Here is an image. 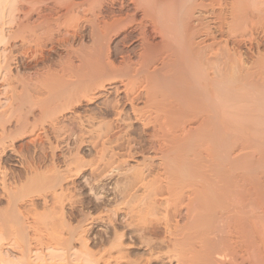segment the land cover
Here are the masks:
<instances>
[{
  "label": "bare ground",
  "instance_id": "obj_1",
  "mask_svg": "<svg viewBox=\"0 0 264 264\" xmlns=\"http://www.w3.org/2000/svg\"><path fill=\"white\" fill-rule=\"evenodd\" d=\"M105 1L17 0L16 4L13 1L12 4H8V2L3 4L4 8L8 6L9 10L6 9L8 14L15 12L10 16H13L12 21L15 22V28L12 29L14 30L12 33L10 32L11 35L4 34L5 29L2 28L5 24L7 25L5 22L7 15L5 10H1L0 45L10 46L11 40H19L22 46L20 49L25 52L26 56L29 52L38 50L45 51V53L42 54L43 65L36 67V64L33 65L34 63L38 64L36 55L32 54L35 60L21 61L19 59V61V57L15 56L16 54L11 49L8 50V53H4L6 51L2 52L0 49V82L5 85L3 86L5 91H0L4 92L3 95L0 93V109L2 108L0 111V160L3 162L5 159L1 155L9 156L6 153L8 148L13 152L12 154L19 156V160H22L23 151L20 154L21 150L19 151L17 148L18 153L14 148L16 139L33 134L37 129L44 130L45 135L49 128H52L57 131L55 132L59 134L62 141L68 137H76L77 146L83 148L89 146V152L95 154L99 153L97 151L99 149L98 141L102 139L101 157L100 161L97 160L100 164L94 166L95 164L92 162L91 164L83 163L84 165L78 162L82 167H78L80 169L76 170L77 175L88 169L93 174L100 173V171H103L100 173L102 175L110 174L105 177L106 179L103 178L104 180H100L102 176L99 174V179L94 178L95 183H89L92 189H99L100 182L106 181L107 183L116 171L126 170L123 172V180H118L121 182H114V179V183L110 181L113 184L112 187L110 185L111 188H103L105 192L115 195L116 199L117 197L121 198V202L115 205V210H112L114 211L112 213L117 217L120 213H125L129 220L128 223L126 222L127 226L135 228L149 218H156L160 224L163 222L165 225L167 236L160 240L156 238L158 235L157 224H155L156 227H154L155 225L150 228L146 226L145 229L142 226L140 232L137 229L136 233L139 238L135 232L134 235L145 246L146 249H144L149 253V256L147 254L146 258L131 259L122 251L121 241L125 235L127 236V233L125 234V231L120 233L113 227V231L111 230L110 236L106 240L117 241L116 254L109 252L107 258L102 254L98 262L102 261L104 264H113V262H123L124 264H244L246 260L244 262L243 260L242 262L237 261L234 259L236 256L230 255L233 247L231 243L234 240H230V242L231 238H225L224 233L229 227L226 218L230 214L233 216L236 214L242 219V216L245 215L243 212L249 214V203H251L249 217L246 219L244 216L246 220L242 219V223L244 220L247 221V224L246 222L244 224L248 225V228L246 225L243 226L244 228L241 227L242 224L240 228L248 230L249 237L245 234L241 235L246 236L244 239L248 238L252 249L257 246L258 239L256 240V237L259 236L260 239L257 228L260 227L261 231V226H263L258 221L259 218L257 220L259 213L256 209L258 210V207H255L256 203L253 201L247 204L248 209V206L241 208L247 209V212L245 210L238 212L245 203L244 199L241 203L242 188L245 189V187L243 184V186L241 185L242 172L240 174L241 170L238 167L239 152L241 151L240 111H243L242 105L245 98L254 100V96L244 92V79L250 75L251 79L253 78L251 72L247 70L249 67L245 69L246 64L238 49L233 47L229 49L227 43L226 46L223 45V48H218L216 39L219 38H216L215 35L217 32L210 31L211 28L206 27L208 22L204 24L201 16L196 19L193 17L192 13L195 9L205 7L202 2L198 3V0H129L133 6L132 13L129 10V13L121 12L122 14L111 16L103 15ZM257 1L259 0H232L229 5L230 10L229 8V11L227 10L231 16L229 19L231 22H226L229 25L224 23L227 17L223 19L226 11L219 14L214 11L216 14H211L212 16L216 15V20L220 19L218 22L222 23L223 20L224 26H228L227 29L231 32L229 37L234 36V39L237 40L238 37L241 40L244 33L245 35L247 31L252 33L253 29L256 31L255 29L260 26L256 24L261 22L258 19L260 16L257 15V22L254 19L256 15L253 17L257 11V13L260 12L261 2L258 3L259 8H257L258 4H255ZM218 2L221 1L218 0ZM121 4L123 5V3ZM218 5L221 6L220 3ZM250 5L256 6V11L252 15L251 12H249L250 15L247 12ZM252 8L250 9L254 12L255 9ZM242 19L248 24V27L250 26V30L247 29L248 27L246 28L245 22L242 25ZM83 22L91 27V38H93V46L90 48V54L87 53V58L84 55L83 46V48L75 49L69 43L70 37H77L80 34ZM216 25L222 27V25ZM133 26L140 31V36L136 38L140 37L141 39L142 52L139 51L136 59L126 55L122 56L120 61H114L111 58L110 43L112 39ZM228 31L227 34L224 33L228 35ZM199 37L202 38L199 40ZM249 38L252 41L251 35ZM237 43L235 42L233 45ZM55 45L59 47L58 52L60 53L56 61H53L50 60V56H52ZM236 46L240 49L239 44ZM224 47L225 49L227 47L228 50H225ZM22 52L20 50L19 53ZM32 55L30 56L32 57ZM15 63L19 64L21 70L24 69L23 72L17 73V76L12 75L11 67ZM226 63H230L233 67L228 68L229 64ZM33 66L34 68H32ZM14 83L17 84L14 85ZM108 95H114V99L105 100L106 102L104 101L101 107H98V114L76 113V108L82 107L83 102L94 104ZM2 96L7 100H4L7 103L1 100ZM2 101L6 106H2ZM3 107H6L7 110H3ZM257 107L261 109V106ZM110 118H114V120L111 121ZM66 122L76 124L78 132L75 133L76 129L74 131L72 128L69 131L70 126L67 127ZM117 129L119 135L115 134ZM134 133H136V137L132 135ZM67 143L66 141L65 146ZM226 143H230V149L225 154L221 153L225 158L219 156L218 161L220 152L218 154L217 152L221 151L220 148ZM23 154L27 157L25 153ZM220 158L225 161L223 162ZM226 158L229 160L226 164L231 162L229 165L232 169L229 168V165H227L228 168L225 166V169L229 170L220 168L221 165H226ZM137 159L140 160L137 161ZM24 160L21 162L25 167L24 170L31 169L34 174L35 171L38 172L35 159L27 161L25 158ZM128 162H136V166L130 170L124 169ZM219 162L221 165L218 164ZM9 177L11 178V173L7 171L6 165L2 166L0 163V185L9 201H12L7 185ZM42 178H44L43 181H46L47 175ZM62 182L59 183L60 189L58 188V190L56 189L57 185L51 186L50 181L47 180L46 183L51 186H48L49 190L51 188L50 193L39 194L44 198L45 207L48 208L51 203H53L52 205L61 204L63 200L67 199L68 186L64 187ZM107 186H109V182ZM50 196L52 202L49 200ZM159 198H161L159 200L161 202L158 204ZM116 201L114 200V203ZM140 205L143 206L139 207ZM233 206L235 211L227 214L232 211L230 208ZM182 210L186 211V213L184 211L186 220L183 225H177L180 230L171 229L170 221L173 219L171 215L174 217ZM4 215L3 222L9 217ZM110 215H106V218L99 217V219L101 218L103 223L104 221L114 223L115 217ZM238 219L235 217L233 220L236 222ZM233 220H229L230 223L234 222ZM47 221L49 225H57L54 224L56 221L51 218V215L47 216ZM59 221L62 224V221L65 220L62 218ZM194 225H197V228L199 226V229L196 230ZM124 228L127 229L126 226ZM8 229H10V225ZM246 230L242 232H246ZM229 234L226 237H229ZM130 235L133 237V234ZM1 238L0 240H2ZM262 241L260 239V242ZM166 243L168 244L167 248L171 247L175 254L172 252L173 255H169L165 251H156ZM242 243L244 242L242 241ZM203 251L207 253L201 255ZM258 254L260 253L258 252ZM250 255L252 258L249 257L250 259H247L249 263L246 262L256 264L255 254L251 253Z\"/></svg>",
  "mask_w": 264,
  "mask_h": 264
},
{
  "label": "rangeland",
  "instance_id": "obj_2",
  "mask_svg": "<svg viewBox=\"0 0 264 264\" xmlns=\"http://www.w3.org/2000/svg\"><path fill=\"white\" fill-rule=\"evenodd\" d=\"M10 1H11V3H9ZM12 1L14 4H16L17 0H0V12H1V10L2 11L5 10V14L7 15L5 18V22H7V25L5 24L2 28L3 30L5 29L3 31L5 35H7L8 33L10 34V32L12 33V31H14L12 29L15 28L14 27L15 22L13 23V21H12L13 16L10 17L12 12L11 13L9 12V14H8L7 13L8 11L6 12V9H8V6H7V8L3 7L4 6L3 4H5L6 2H8V4H12ZM106 1L103 3L104 4L103 5V9H104L103 15L105 14L104 16H106V15L111 16V15H115V14L118 15V13L119 14H122V13L125 14V13H129V10H130V13L133 12V10L131 12V9H133V6L130 4L129 0H117V2H116V0H112L113 1L112 3H111V0H106ZM219 1H221V2H218V0H198V3L202 2L204 4L203 7L207 6V8L204 7V8L195 9L193 11L192 15L195 19L200 18V16H201V19L203 20L204 24L205 23L207 24V22H208L207 26L206 25L205 26L208 28L210 27L211 29L210 28L209 29L213 33L217 32V33H215V35L217 36L216 38H219V39H216V41H217L216 46H218V48H220V49L223 48V45L226 46L225 44L227 43V47H229V49H231V47H233L235 49H238L239 52H241V54L243 56V60L246 64L245 69H246V67L247 68L249 67L247 70H249L251 72L250 74H252V77L254 78V79L253 78L251 79V75H250L244 79V84H245L244 85V87H245L244 92H245V94H251L252 97L254 96V98H253L254 100L252 101V99L249 100V99L245 98L243 105H242L243 111L242 110H241L242 112L240 111V114H241V122L240 123L241 124H240L239 134H240V141H241V148H240L241 151L239 152L240 153L239 154L240 162H239L238 167H239V170H241L240 174L242 172V174H241L242 175L241 176L242 177L241 178V185L243 184L244 186L243 185L242 186L245 187V189L242 188L243 194L241 192V194H242L241 203L243 202V199H244L245 203H243L244 206L241 204V206H243V207H240L238 212L240 213V210H242V211L245 210L247 212L248 211L247 209L250 206L249 211H248V213L250 214L251 203H249V202L253 201L254 203H256L255 207H258V210L256 209L257 213H259V217H257V220L259 218L258 221L261 223V225L264 226V109H262V108H264V107H262V106H264L263 105L264 104V0H259V1L255 2L256 5L261 2L260 3L261 9L259 8V4L257 5V8H259V10H260L259 13H257L258 11L255 13L256 6H253V5H250V8L254 7V9H255L254 12H252L253 10H251L250 8L249 9L251 11L249 9H248L249 11L247 10L248 13L251 12V15L253 13H255V14H253V17H255V15H256V17L254 18L255 22H257L256 21L257 15H259L260 17L258 19H260L261 22L256 23V24H259L260 26L258 25L259 28L255 29L256 31H254V29H253L252 33L255 32L254 34L250 33V31L249 32L247 31L246 35L244 33L245 36L244 35L243 36L244 37L247 36L248 38L245 39L242 36L241 40L238 39V37H237V40H236V38L234 39V36H231L233 38L229 37V34L231 32H229L230 30L227 29V27H228L227 25H229L227 23L231 22V21H229L231 16L229 15L228 11L230 10L229 5H231L232 0H219ZM125 2H126V4H125ZM121 3H123V5ZM218 3H220L222 8H221V6L218 5ZM212 4H213V7H211ZM126 5H127V7H126ZM121 6H123L122 9H121ZM228 8H229V10H228ZM214 11L216 13L218 12L217 14H219L222 11L223 12L226 11L224 13L225 15H224L223 19H225L227 17L225 22H224V23L227 22L226 23L227 25L224 26L223 20H222V23L218 22V20L220 21V19L216 20L217 19L215 17L216 15L212 16L211 13H215ZM112 12H114V13H112ZM139 15H141V14H139ZM249 15H250V13H249ZM203 16L206 20L203 18ZM242 20H243L242 21V25H243L244 24L243 22H245V21H244V19H242ZM1 23L2 22L0 21V26H2ZM83 23H85V22H83ZM83 23L81 25L83 29L81 30L80 34L77 37L76 36L70 37L69 43H70V45L72 44V46L75 49H78V48L83 46L84 48L83 47L82 48H83V51L85 52V53L84 52L83 53H84L85 57L87 58L88 56H86V55L90 54L89 53L91 50L90 48H92V46H93L92 45L93 44L92 43L93 38H91V36H92L91 30H90L91 27H89L86 23L85 24H83ZM216 24L222 25V27H220ZM215 25L217 26V28H215L216 27ZM247 25L248 24H246V22H245L246 28L248 27ZM221 28L225 29V31H224V29H223V31L226 32V34H227V31L229 30L228 35H226L223 31H221L222 30ZM243 28H244V26L242 27V29ZM134 29H136L135 26L126 30L127 32L126 31L121 32L119 34V36L117 35L118 37L116 36L112 39V41L110 43L111 52H112L111 58L114 61L118 62V61H120V58L122 56H126V55H128V56L130 55V57H132L133 59H136L137 56L139 55V51H140V53L142 52V49L140 46L141 45V41H140L141 39H140V37L136 38V37L140 36L139 35L140 31L138 29H136V30H134ZM247 29L250 30V26ZM0 31H1V29H0ZM218 31H220V32H218ZM219 33L223 34L222 37H221V34H219ZM9 34L7 36H9ZM248 35L252 36L251 40L253 42L250 41V38ZM253 35H254V37H253ZM0 36H1V34H0ZM218 36H220V37H218ZM201 38L202 37H199L198 39L200 40ZM242 38L245 40H243ZM226 39H227V41H226ZM218 41L222 45L219 44ZM234 41L238 42L236 45L239 44L238 47H240V49L237 48L236 45H233V44H235ZM229 42H230V44H229ZM10 43H11L10 46L9 45L5 46L4 44H1L0 45L1 51L2 52L6 51L4 53H8V50L11 49L14 52V54H16L15 56L19 57L18 60L20 59L21 61H23V60L25 61L26 59L30 61L31 59H34L33 55H36V59H37L38 64L34 63L33 65L36 64L35 65L36 67L43 65L42 61H44V60H42V54L45 53V51L38 50V51H34V52H29L30 55H32V54L33 55L31 57L28 54V56H30V57H28L25 55V52H22V49H20V48H22V46L20 45L19 40H16V41L11 40ZM12 45L14 46L13 48H12ZM86 46H88V47H86ZM8 47H11V48H8ZM227 47H226V49L228 50ZM53 48H54V50H53L52 56H50L51 57L50 60L52 59L53 61H56L57 56L60 53V52H58L59 47L57 45H55ZM224 49H225V47H224ZM224 49H222V50H224ZM20 50L22 53H19ZM37 52H39V53H37ZM35 53H37V54H35ZM21 54H23V55H21ZM25 56H26V58H25ZM23 57H24V59H23ZM16 64L17 63H15L14 65L12 64V67H11L13 69L12 70L13 76L14 75L17 76V73H21L20 71L24 70V69L21 70V68L19 67V64H17V65ZM226 64L227 65L229 64L227 66L228 68L233 67V65L231 66L230 63H226ZM223 65H224V63H223ZM19 68H20V70H18ZM32 68H34V66ZM15 71H17V72H15ZM252 72L255 73L254 76H253ZM16 84L14 83V85H16ZM3 86H5V85L2 84V82H0V91H5V90H3L5 88ZM0 93L2 94L4 92H0ZM113 99H114V95H108V96H105L103 99L98 100V102H95L94 104H89L87 102H83L82 107L76 108V113H81V114H84V113L96 114L97 113L98 114V111H99L98 107H101V105L104 103L105 100L111 101ZM1 100L4 101L6 99L4 98V96H2ZM3 101H2V106H6L3 103ZM245 101H247V102H245ZM254 101H256L257 103L255 102L253 104ZM5 103H7V102H5ZM247 103H248V105H247ZM261 103H262V105H261ZM244 105L247 107H245ZM256 105L261 106L260 107L261 109H259ZM1 110H2V108L0 109V111ZM3 110H7L6 107L5 108L3 107ZM8 115H9V113H8ZM110 120L113 121L114 118L113 119L110 118ZM67 123L68 122H66L67 127H68V125L70 126L69 131H71L70 129L72 128V130L76 129V131L74 130L75 133L78 132L76 124H73V123L67 124ZM52 130H54V129L49 128L48 132L46 133L48 136L46 134L44 135V133H43L44 130L37 129V131H35V133H33V134H29L28 136L24 135L25 136L24 138L21 137V139L20 138L16 139L17 141L15 142L14 148L16 151L21 150L20 154L23 151L21 154L22 160H24L25 158H27V161L35 159L34 161L38 165L37 166L38 172L35 171V174H34V171L31 169L28 171H27V169L24 170L25 167L22 166V164H21V162H23V161L21 159L19 160V156L17 157V155L12 154L13 152L9 151V148L6 149V153H8L9 156L7 155V157H5L4 156L5 154L1 155L2 158H5V159L3 160V162H2V160H0V163H2V166H4V164H5L7 171L9 173H11V178L9 177V179H8L9 181H7V185L9 188L8 190L10 192V194H9L11 197L10 199L11 200L13 199V200L9 201L8 196L5 194V191L3 190V188L0 185V213H1L0 214V216H1V218H0V228H1L0 229V238L2 237L1 238L2 240H0V264H76V263L77 264H97V263L98 264L99 263L104 264V262H102V261L98 262V260H99V258H101L102 254L106 255V258L108 257L109 252H113L114 254H116L115 246L117 247V245H116V244H118L117 241L111 242V240L110 241L106 240V238H108L110 236L111 230L113 231V229H112L113 227L115 229H117V231L120 233H124V231H125V234L127 233V236L125 235V237H123L122 241H121L123 244L122 245L123 246L122 251H123L124 255H127L128 258H131V259H133V258L136 259L138 257H140V258L141 257L142 258L148 257L149 253L145 250L146 249L145 246H143L138 239L139 237H138V234L136 233V232H138L137 229L140 232L142 230V226H143V229H145L146 226H147V228H150V227H153L155 224H157V227H156V225L154 226V227H156L157 234H158L156 238H158V240H160V239L164 238L165 236H167L165 225L163 224V222L160 224L159 221L156 220V218L155 219L149 218L145 222H143L142 224H138L137 228L128 227L127 223L129 222V220H128V217L125 215V213H120L119 217L114 216V213H112V212H114L112 210H115L114 209L115 205L118 202H121V198L119 197L120 198V201H119L118 197L116 199L115 195H111L110 193H107L104 190L105 188H108V187L111 188L113 185L112 183H114L116 181L121 182L123 180V177H124L123 172H125L126 170H122L120 172L116 171L115 175L112 176L111 180L107 179V180H109V181H107V183H106V181H104V183L100 182L99 184L101 187L99 189H92L90 184L95 183L94 178L97 177V179H99V177H100L99 174L103 173V171L102 172L100 171V173H94L95 174L94 175L88 169L86 172H83V173L77 175L76 170L78 171L82 167L80 164H83V163L84 164L85 163L91 164V162H92L95 164L94 166L100 164V162H98V161H100V157H101L100 149H101L102 139H100L98 141L99 149H97V151L99 153L95 154V153L89 152V150H90L89 146H84V148L80 147L79 145L77 146V144H76L77 141H75L76 137H70V138L68 137L69 141H68V138L64 139L65 141L64 140L62 141V139H60L61 137H59V134L56 133L57 131L56 130L52 131ZM72 133H74V132H72ZM115 134L116 135L120 134L118 129L115 130ZM132 135L133 136L135 135V137H136V133H134ZM57 137L59 138V140ZM66 141L68 142L67 146H65ZM229 141H230V139H229ZM33 143H35V144H33ZM227 144H228V146H226ZM7 145H9V144H7ZM226 145L222 146L220 148L221 151H218L219 150L218 149L217 154L219 152H220L219 154L227 153L228 149H230L229 146H231V145H230V143H226ZM17 148H18V150H17ZM19 151H18V153H19ZM9 152H11V153H9ZM23 153H25L27 157H25V155ZM76 154H78V155L75 156ZM219 154H218V161H219V156H224V154H221V155H219ZM28 155L32 156L33 159H32V157H29ZM71 156H73V157H71ZM235 156H236V154H235ZM36 157H37V159H36ZM8 158H11V159H8ZM29 158H31V159H29ZM221 158H225V156L221 157ZM221 158H220V160H223V162H224L225 160L221 159ZM232 158H233V156H232ZM73 159L74 160L76 159V160L74 161ZM6 160H8V161H6ZM139 160L137 159V161H139ZM24 161H26V160H24ZM227 161L229 162V160L227 159L225 164L228 163ZM140 162H139V164H141ZM220 162L218 164H220ZM223 162H221V163L224 164ZM18 164H21V165L18 166ZM78 164H79V166H78ZM229 164L223 165L224 167L220 164L221 165L220 168H223V170H224L225 166L228 168L227 165H229ZM135 166H136V162L135 163L134 162H128V164H126V166H125L126 168H124V169L130 170V169L134 168ZM21 167H23V168H21ZM78 167H80V168H78ZM230 167H231V165H229V168ZM230 169H232V167ZM225 170H229V169H225ZM73 171H74V173H73ZM29 172H31V173H29ZM36 173H38V174H36ZM227 173H229V171H227ZM45 174L47 175V180L50 181L49 184H51V186L52 185L58 186L59 183H61L62 181H63L62 184L64 187L68 186V188L66 187L68 189V191H67L68 194L66 193L67 199L62 201V202H64V204H62V202H61V204L57 203L55 205H52L53 203H51V204L49 203L50 205H48L49 206L48 208L44 206V203H43L44 198L40 197L39 194H49L51 191V188H50V190L48 188V186L49 187H51V186L48 185V183H46L47 180L43 181L44 178H42V176L45 177L46 176ZM100 175L102 176V179L100 177V180H104V179H106L105 177H108L110 174H108V176L106 174H103L104 176L102 174H100ZM55 179L57 180V182ZM114 179H115V181H114ZM118 180H121V181H118ZM108 182H109V186H107ZM250 184L252 185V187ZM110 185H111V187H110ZM58 188H59V186L56 187V189H58ZM49 200H50V202H52L51 196L49 197ZM114 200H117V201L114 203ZM159 200H161V198H159L157 200L158 204L161 202ZM248 203H249V206L247 205ZM254 203H252V205H254ZM51 205H52V207H51ZM62 205H63V207H62ZM142 206L140 205L139 207H142ZM246 206H248L247 209H241V208H244ZM255 207H253V208H255ZM60 208L62 209V211ZM231 208H230V211L231 210L232 211L228 212L227 214H230L233 211H235L234 206L232 209ZM158 211L161 212V210H158ZM182 211L179 214H177L178 216L175 215L174 217H172V215H171V218H173L170 221L171 229L180 230L179 229L180 227H178L177 225H179V226L183 225L184 221L186 220V215H184L186 213V211L185 210H182ZM184 211H185V213H184ZM3 212H5V213H3ZM2 213L6 214V217H7V215L9 216L8 219L5 220V222H3L5 215L3 216ZM243 213L245 215L242 216L243 217L242 219H245V217H246V219H248L247 217H249V214H247L245 212H243ZM47 214L51 215V218L55 219L56 222H54V224L56 223L57 225L54 226L53 224H50V225L48 224V221H47L48 215ZM106 215H110L113 218L115 217L114 219L112 218L114 223H109L107 221H104V223H103V221L100 220L101 218H106L107 217ZM231 216H233V215L230 214V216H228L229 218L226 216L228 218V219L226 218V222L228 220L227 223L229 224V227H231L230 231H228L229 227H227V231L225 230V233H224L225 238H227V239L231 238V239H229V241L234 240V241H232L231 245L233 244V247L235 249L232 247V250H231L232 254H230V255L231 256L234 255V257L236 256L234 259H237V261L242 262V260H243V262H244L246 260L249 263V260H247V259L251 256L250 254L252 253L253 255L255 254L254 259L256 260V264H257V262H259L258 264H262V263L264 264V246H263L264 245V239H262V238H264L263 237V234H264L263 226L258 224V221H256L257 224L259 226H261L262 233L259 229L260 228L259 226H258L259 228H257V231L260 235L261 241L262 240L263 241L260 242L259 236H257L258 238L256 237V240L257 239L258 240L256 242L257 243L256 245L260 248L258 249V247L255 246V248L252 249L248 238L244 239L247 235H248L247 237H249L248 230L243 229L244 228L243 226L247 224V221H245L246 219L244 220V222H246V224H244V222L242 223V219H240L239 216H236V214L233 217H231ZM99 217H101V218L99 219ZM235 217H236V219L239 218L238 220H236V222L234 221ZM62 218L65 221H62V224H61V221H59V220H62ZM230 218H233L234 220L230 219ZM229 220L230 221L233 220L234 222H232V223H234V224L230 223ZM239 221H240V223H239ZM241 224H242L241 227H243V228H240ZM9 225H10V229L12 228L11 230L8 229ZM115 225H116V227H115ZM236 225H237V227L235 228ZM117 226H118V228H117ZM125 226H126V228L128 227L127 229H130V228L134 229L135 228L136 231H134L135 229L134 230L133 229L127 230L124 228ZM233 226H234V228H233ZM246 226L248 228V225H246ZM194 228H196V230H197V229H199V226L197 228V225H194ZM237 228H239V229H237ZM118 229H120V230H118ZM236 229L238 230V232H241V233H238ZM240 229L241 230L243 229L242 231L246 230V232H242ZM134 232L138 238L134 235ZM130 234H133V237ZM228 234H229V237H226V236H228ZM241 234H245L246 236L244 235V237H243ZM261 234H262V236H261ZM222 236H223V233H222ZM240 240H242L245 244L242 243V241H240ZM238 243H240V244H238ZM246 243H248V244L246 245ZM167 246H168L167 243L165 245L163 244L161 246V248L156 250V251H159V252L165 251V253L167 252V254L173 255V253L175 251L171 247H169V249L172 250V251H170L167 248ZM244 246H246L247 249H245L246 247H244ZM166 248H167V250H166ZM243 249H245V250H243ZM243 251H244V253L242 254ZM251 251H253V252H251ZM169 252H171V253L173 252V253L171 254ZM258 252L260 254H258ZM165 253L164 254L162 253V254L165 255ZM206 253L207 252L203 251L201 253V255H204ZM147 254H148V256H147ZM261 255H263V256H261ZM231 256H230V258H231ZM250 258H252V257H250ZM259 259H260V261H259ZM246 261L244 262V264H248ZM113 264H124V263L123 262H113Z\"/></svg>",
  "mask_w": 264,
  "mask_h": 264
}]
</instances>
